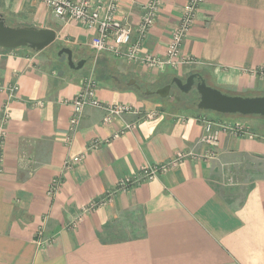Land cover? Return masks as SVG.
<instances>
[{
    "label": "crops",
    "instance_id": "obj_1",
    "mask_svg": "<svg viewBox=\"0 0 264 264\" xmlns=\"http://www.w3.org/2000/svg\"><path fill=\"white\" fill-rule=\"evenodd\" d=\"M147 1L119 0L117 17L134 29ZM186 2L162 0L142 53L165 57ZM0 15L52 29L59 43L56 53L0 48V264H264V121L207 116L246 130L223 132L209 148L199 142L201 113L171 100L163 110L167 100L139 86L199 73L226 91H264V0H205L181 50L197 62L163 71L96 53L84 27L40 3L0 0ZM61 47L88 68L71 70ZM90 75L102 103L130 111L105 122V110L86 107L71 130V101ZM209 149L213 160L198 159ZM181 153L197 158L171 165ZM164 164L155 179L118 189L121 179Z\"/></svg>",
    "mask_w": 264,
    "mask_h": 264
},
{
    "label": "built area",
    "instance_id": "obj_2",
    "mask_svg": "<svg viewBox=\"0 0 264 264\" xmlns=\"http://www.w3.org/2000/svg\"><path fill=\"white\" fill-rule=\"evenodd\" d=\"M44 5L50 10L52 15L59 20L67 21L73 20L78 25L85 28L90 37V47L96 53H110L115 57H120L131 63H140L149 68L159 69L163 71L166 67L177 68L180 63H195L192 58L181 57V48L187 32L194 24L196 13L199 6L205 0H187L183 8L181 21L174 28L170 41L168 43L165 57L163 59L154 57L150 54L142 53V43L148 33L153 27L157 12L161 6L162 0H148L143 5V12L140 16L136 27L130 28L117 17L119 0H29ZM135 33V38H132ZM260 77H264V69L259 70ZM82 88L71 101L72 114L69 119V126L71 130H75L80 123L83 110L86 107L101 108L105 110L106 115L104 121H108L111 117L120 115L121 113L130 111V107L124 105H109L102 103L96 96V81L92 75L82 79ZM16 87L10 89L13 92ZM152 116V115H151ZM9 112L7 106L3 108L2 112V125L8 120ZM203 134L200 138V143L206 146L215 147L221 133L228 130L234 135H241L246 133L245 127L239 123H215L207 116H201ZM5 131L0 127V148L3 145ZM115 138V137H114ZM194 156L192 153L178 154L171 165H176L185 156ZM215 158V153L212 150L203 157L198 159ZM82 156L74 157V163L80 161ZM2 160L0 152V161ZM68 162L65 166L68 167ZM170 165H152L146 166L139 173V176L125 177L118 183L119 190H125L130 185L138 182L139 180L150 181L155 179L159 173L166 171ZM58 186V181L54 180L49 188V193H52ZM96 203H92L91 207L85 210L92 209ZM40 241V240H39ZM50 243L49 240H41L38 244L45 245Z\"/></svg>",
    "mask_w": 264,
    "mask_h": 264
},
{
    "label": "water",
    "instance_id": "obj_3",
    "mask_svg": "<svg viewBox=\"0 0 264 264\" xmlns=\"http://www.w3.org/2000/svg\"><path fill=\"white\" fill-rule=\"evenodd\" d=\"M4 20V17L0 15V48L10 50L25 48L33 52H41L56 40V32L52 29L34 26L13 27L6 25ZM57 55L66 57L67 65L71 70H80L83 67L84 61H73L70 48L61 47ZM127 85L139 89L134 79L129 80ZM172 85L184 94L195 87L199 96L196 109L199 111L264 118V95L247 97L223 93L218 88L207 85L205 78L199 73H191L184 80L173 77L169 84L154 92L146 90L144 93L146 95L155 93L161 98H166Z\"/></svg>",
    "mask_w": 264,
    "mask_h": 264
},
{
    "label": "rangeland",
    "instance_id": "obj_4",
    "mask_svg": "<svg viewBox=\"0 0 264 264\" xmlns=\"http://www.w3.org/2000/svg\"><path fill=\"white\" fill-rule=\"evenodd\" d=\"M158 13V12H157ZM182 13H183V11H182ZM157 16V15H156ZM55 18V17H54ZM5 21V24L6 25H8V26H13V27H16V26H34V25H24V24H21V23H17V21L15 20H13V21H11V20H4ZM181 21V20H180ZM180 21H179V23H180ZM178 23V24H179ZM177 24V25H178ZM193 26V25H192ZM192 26H191V28H192ZM34 27H36V26H34ZM37 28H40V27H37ZM190 28V29H191ZM190 31V30H189ZM188 31V32H189ZM187 32V33H188ZM187 35V34H186ZM49 47V48H48ZM47 47V50L46 51H53V52H55V49L57 48V47H59V43L58 42H53L50 46H48ZM183 47V46H182ZM181 50H182V48H181ZM58 52V51H57ZM56 53V52H55ZM65 60H66V57H65ZM195 60V59H194ZM86 68H88V63H86L85 65H84V67H83V70H85ZM82 70V71H83ZM185 78H183V80H184ZM166 80H168V78H166ZM165 80V81H166ZM206 83H207V85H209V86H213V87H216L214 84H212L209 80H206ZM144 83H140V85L139 86H141V90H140V92H144V88H147L146 87V84H144ZM156 88V87H155ZM154 88V89H155ZM216 88H218L219 90H221L223 93H226V94H229V95H233V96H247V97H256V96H263L264 95V91H251V92H237V91H226V90H224L223 88H219V87H216ZM153 89V90H154ZM194 90H195V87H193L192 88V92L191 91H189L188 92V94L189 95H186V94H184V93H181L177 88H175L174 86L173 87H171V90L169 91V94H168V96L166 97V98H161V97H159V96H157V95H153V98L155 99H157L158 101H161V100H163V101H165V100H167V102L164 104V107H163V110H165V106L166 105H168V103L170 102V100H171V105H173V107H175V108H179V107H186V108H189V109H191V110H193V111H195L196 113H201L202 115H204V116H210L211 118H218V117H233V116H237V115H234V114H219V113H215V112H212V111H199V110H197L196 109V103H197V101H198V94H197V92H194ZM155 91V90H154ZM196 91V90H195ZM167 98H169V99H167ZM180 100V101H179ZM169 101V102H168ZM192 101V102H191ZM162 106V105H161ZM162 108V107H161ZM239 119H241V120H248V119H262L263 121H264V118H262V117H260V116H245V117H242V116H237Z\"/></svg>",
    "mask_w": 264,
    "mask_h": 264
},
{
    "label": "flooded vegetation",
    "instance_id": "obj_5",
    "mask_svg": "<svg viewBox=\"0 0 264 264\" xmlns=\"http://www.w3.org/2000/svg\"><path fill=\"white\" fill-rule=\"evenodd\" d=\"M171 80H172V78H171ZM171 80L170 81H167L165 84H163L162 86H159V87H157V88H155L154 90H156V89H159V88H161V87H163V86H165V85H167V84H169L170 82H171ZM174 85H172L171 87H173ZM175 87V86H174ZM176 88V87H175ZM154 90L152 89V90H150V91H152V92H154ZM170 90H171V88H170ZM192 90V89H191ZM190 90V91H191ZM146 91V89H144V92ZM192 92V91H191ZM194 92H196L195 90H194ZM182 93V92H181ZM154 94V93H153ZM190 94V93H189ZM188 93L186 94V95H189ZM192 102V101H191Z\"/></svg>",
    "mask_w": 264,
    "mask_h": 264
},
{
    "label": "trees",
    "instance_id": "obj_6",
    "mask_svg": "<svg viewBox=\"0 0 264 264\" xmlns=\"http://www.w3.org/2000/svg\"><path fill=\"white\" fill-rule=\"evenodd\" d=\"M180 101V100H179Z\"/></svg>",
    "mask_w": 264,
    "mask_h": 264
}]
</instances>
